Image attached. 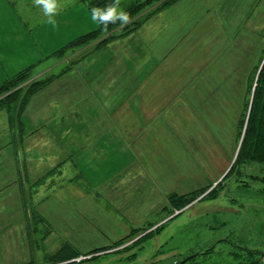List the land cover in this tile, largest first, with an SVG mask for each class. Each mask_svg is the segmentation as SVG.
I'll list each match as a JSON object with an SVG mask.
<instances>
[{"label":"rangeland","instance_id":"374dc122","mask_svg":"<svg viewBox=\"0 0 264 264\" xmlns=\"http://www.w3.org/2000/svg\"><path fill=\"white\" fill-rule=\"evenodd\" d=\"M221 3L227 5V15L222 16L226 31L217 27V22L208 21L206 28L194 31V37H187L185 44L184 40L174 46L175 59L193 60L189 70L194 68L198 73L197 87L210 88L211 95L227 90V100L215 106L220 111L221 125L203 128V136L189 133L184 137L188 142L181 139L149 148L151 156L143 157L141 168L138 164L130 168L134 159L121 156L112 160L89 159L90 162L79 159L76 161L80 166L75 168L58 156L59 142L47 144L50 135L54 140L50 121L59 122V117H55L59 115L61 99L56 92L61 78L113 41L133 37L157 13L166 12L175 3L154 14L141 15L147 17L141 26L97 50L91 42L58 58L55 52L65 45H40L44 33L35 37L34 44H28L27 40L23 44L16 40L15 45L0 41V85L29 67L31 83L67 69L28 101L20 118L26 128L24 135L20 133L21 120L13 113L18 103L12 110L8 102L0 106V154L13 150L19 167L17 181L0 183V231L10 237L2 240L4 250L6 244L12 249L17 243L19 246V251L11 249L5 255L7 258H20V264L28 261L42 264L47 255L70 242L82 252L109 247L94 254H101V258L84 264H179L192 257L189 264H264V164L248 162L231 172L244 136V129L239 133L240 118L252 98L250 91L248 95L251 77L255 76L252 81L255 87L264 64V0ZM182 11H187V7L183 6ZM183 18L176 14L163 21L177 25ZM57 30L47 32L45 41L56 38ZM186 32L191 36L190 30ZM204 35L209 38L204 40ZM37 53L41 57L35 63L27 62L16 71L19 56L34 57ZM191 81L186 86L192 85ZM2 93L0 100L9 94ZM169 112H150L156 114L151 121ZM196 130L199 132L198 127ZM184 155L197 174L179 175L181 166L187 163ZM209 161L212 165L206 174L210 171L218 174L212 181L198 170L203 168L201 162L208 165ZM130 170L131 173L125 174ZM147 171L156 174L152 176ZM3 177L7 179L5 174ZM172 182L176 190L159 189ZM192 191L200 195L171 215L167 216L162 206L153 205L157 201L168 205L165 199L168 193L183 195ZM150 231L153 235H146Z\"/></svg>","mask_w":264,"mask_h":264},{"label":"crops","instance_id":"0c3cea01","mask_svg":"<svg viewBox=\"0 0 264 264\" xmlns=\"http://www.w3.org/2000/svg\"><path fill=\"white\" fill-rule=\"evenodd\" d=\"M222 1L179 0L166 12L157 13L133 37L113 41L96 51L88 61L82 62L74 72L61 78L56 92L61 99L59 115L55 117H59V122L50 121L54 140L50 135L47 144L59 142L58 156L71 162L74 167L80 166L76 161L79 159L112 160L121 156L126 160L134 159L130 168L137 164L141 168L143 157L151 156L149 148L180 142L181 139L188 142L184 137H188L189 133L203 136V128L220 126V111L215 106L227 100V90L211 95L210 88L197 87L195 82L198 73L194 68L189 70V66L194 65L193 60L189 57L175 59L177 52L174 53V46L184 40L185 44L187 37L193 38L194 31L206 28L208 21L217 22V27L226 31L222 16L227 15V5H223ZM61 3L66 6L56 16L58 26L54 28L46 23V17L33 0H0V41H11V45H15L16 40L21 41V44L27 40L28 44H34L36 36L43 33L45 36L47 32L52 33L58 28L56 38L49 37L45 41L43 36L39 44L61 47L99 27L98 23L91 20V11L84 1L61 0ZM183 6L187 7V11H182ZM176 14L184 16L182 23L179 21L174 25L163 21ZM85 20L89 22L85 23ZM188 30L191 36H188ZM226 35L224 32L225 42ZM205 37L209 38L204 35V40ZM40 55L19 56L15 61L19 65L16 71L26 66L27 62L35 63ZM190 80L192 85L186 86ZM52 107L49 108L50 112L53 111ZM167 110L171 111L168 115H159L157 121H151L156 114L150 112ZM188 128L195 130L190 132ZM0 155V183H12L14 179L17 181V154L12 150ZM184 159L187 163L181 166L183 169L179 175L197 174V169L190 164L186 155ZM201 165L202 170H198L205 179L212 181L213 177L217 178L218 174H214V171L206 174L212 165L211 161L208 165L201 162ZM4 174L7 175L6 180ZM159 189L168 191L176 190L177 187L172 182ZM165 199L168 202V197L165 196ZM153 205L165 206L160 201ZM5 236L8 235L0 231V264H20V258L12 260L5 256L12 250L19 251L18 243L13 249L6 244L4 250L2 240ZM11 237L14 239V235Z\"/></svg>","mask_w":264,"mask_h":264},{"label":"trees","instance_id":"16d2710c","mask_svg":"<svg viewBox=\"0 0 264 264\" xmlns=\"http://www.w3.org/2000/svg\"><path fill=\"white\" fill-rule=\"evenodd\" d=\"M82 1L87 4L90 11L93 7H103L112 2V0ZM176 2L177 0H121L120 7H122L123 10L129 13L130 23L123 27H121L119 22H117L116 24H110L108 25L107 31H105L103 26L99 24V27L97 29L77 37L75 40L56 51L55 55L58 58L62 57L67 51L75 49L76 47L78 48L83 45L90 44L91 42L95 43V50H97L114 38L126 35L127 33H130L141 26L147 19V17L141 18V15L154 14L155 12L169 7ZM89 53L90 52H87L86 54ZM75 62H77V60L73 61V63ZM30 70L31 67L23 69L15 75L11 76L9 79L3 82V84L0 85V95H2V92L4 91H6L7 93L9 92L6 97L0 100V106L8 102V108L12 110V106L18 103V107L13 110V113H17L19 120H21L20 118L22 117V113L31 97L40 89L49 84L54 79V77L67 72V69H64L61 72L57 73V75L54 74L42 79L39 78L31 83L29 78ZM251 78L252 81H254L253 78L255 79V76L253 77L252 75ZM252 81L251 85L248 88V95L250 91V96L252 95V98L251 100L248 99V102L246 103L240 118L239 133L241 135L244 129V136L237 159L231 168V172L236 169H240V166L248 162H258L264 164V64L258 74L255 87ZM20 123V133L21 135H24V131L26 128L22 120ZM198 195H200V192L197 191H192L188 194L183 195L176 192L169 193V204L164 206L162 210L166 212L167 216L171 215L175 212L174 210H181L183 207L188 205L190 201L194 199V197H197ZM146 235H153L152 231L147 232ZM107 249H109V247L104 246L92 249L87 252H82L77 247H75L74 244L65 242L62 247L59 248L55 253L47 255V260H45L42 264H70V262H72V258L77 256L85 257L79 261V264H84L86 262L98 260L102 257L101 254H94L105 251ZM192 259L193 257L182 264H189ZM25 264L39 263L35 261H29Z\"/></svg>","mask_w":264,"mask_h":264},{"label":"clouds","instance_id":"9594fccd","mask_svg":"<svg viewBox=\"0 0 264 264\" xmlns=\"http://www.w3.org/2000/svg\"><path fill=\"white\" fill-rule=\"evenodd\" d=\"M34 5L42 11L44 17H46V23L53 26H58L56 16L60 13L63 7L66 5L61 3V0H33ZM121 0H112L111 3L103 7L91 8V20L103 26L107 31L108 25L120 23L121 27L130 23L129 13L123 10L121 7ZM83 259L82 256L72 258L70 264H79V261Z\"/></svg>","mask_w":264,"mask_h":264},{"label":"water","instance_id":"95a60500","mask_svg":"<svg viewBox=\"0 0 264 264\" xmlns=\"http://www.w3.org/2000/svg\"><path fill=\"white\" fill-rule=\"evenodd\" d=\"M230 167H231V166H230ZM229 169H230V168H229ZM225 175H226V174H224V176H225ZM224 176H223V177H224ZM223 177H222V178H223ZM190 257H191V256H190ZM188 259H189V258H186L184 261L181 262V264L184 263L185 261H187Z\"/></svg>","mask_w":264,"mask_h":264},{"label":"flooded vegetation","instance_id":"af4514ba","mask_svg":"<svg viewBox=\"0 0 264 264\" xmlns=\"http://www.w3.org/2000/svg\"><path fill=\"white\" fill-rule=\"evenodd\" d=\"M212 248L210 247L209 249L207 248V250H205V254H207L209 252V250H211Z\"/></svg>","mask_w":264,"mask_h":264},{"label":"bare ground","instance_id":"6f19581e","mask_svg":"<svg viewBox=\"0 0 264 264\" xmlns=\"http://www.w3.org/2000/svg\"><path fill=\"white\" fill-rule=\"evenodd\" d=\"M84 258V257H83Z\"/></svg>","mask_w":264,"mask_h":264}]
</instances>
